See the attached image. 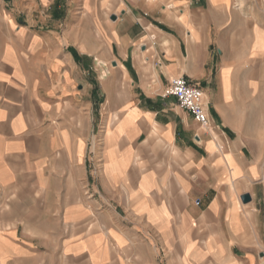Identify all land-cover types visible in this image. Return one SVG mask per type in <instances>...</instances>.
<instances>
[{
  "label": "crops",
  "instance_id": "1",
  "mask_svg": "<svg viewBox=\"0 0 264 264\" xmlns=\"http://www.w3.org/2000/svg\"><path fill=\"white\" fill-rule=\"evenodd\" d=\"M0 264H264V0H0Z\"/></svg>",
  "mask_w": 264,
  "mask_h": 264
},
{
  "label": "built area",
  "instance_id": "2",
  "mask_svg": "<svg viewBox=\"0 0 264 264\" xmlns=\"http://www.w3.org/2000/svg\"><path fill=\"white\" fill-rule=\"evenodd\" d=\"M166 88V95L174 96L177 103L188 110L201 126H208L209 118L202 101V89L191 85L183 77L172 78Z\"/></svg>",
  "mask_w": 264,
  "mask_h": 264
},
{
  "label": "water",
  "instance_id": "3",
  "mask_svg": "<svg viewBox=\"0 0 264 264\" xmlns=\"http://www.w3.org/2000/svg\"><path fill=\"white\" fill-rule=\"evenodd\" d=\"M241 199H242L243 202H248L249 201V196L248 195H243Z\"/></svg>",
  "mask_w": 264,
  "mask_h": 264
}]
</instances>
